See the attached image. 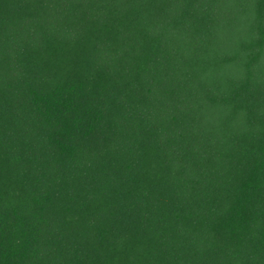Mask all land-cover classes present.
<instances>
[{
	"label": "trees",
	"instance_id": "trees-1",
	"mask_svg": "<svg viewBox=\"0 0 264 264\" xmlns=\"http://www.w3.org/2000/svg\"><path fill=\"white\" fill-rule=\"evenodd\" d=\"M0 264H264V0H0Z\"/></svg>",
	"mask_w": 264,
	"mask_h": 264
}]
</instances>
